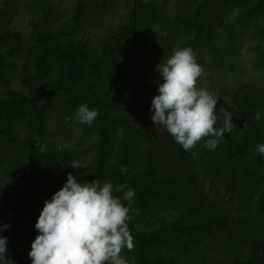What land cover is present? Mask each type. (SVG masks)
<instances>
[{
    "label": "trees",
    "instance_id": "1",
    "mask_svg": "<svg viewBox=\"0 0 264 264\" xmlns=\"http://www.w3.org/2000/svg\"><path fill=\"white\" fill-rule=\"evenodd\" d=\"M185 47L218 97L214 126L233 116L214 151L207 138L185 151L151 119L156 66ZM0 89V224L16 264H31L68 173L135 190L129 264H264V0H0ZM83 103L99 110L91 126L75 118Z\"/></svg>",
    "mask_w": 264,
    "mask_h": 264
},
{
    "label": "clouds",
    "instance_id": "2",
    "mask_svg": "<svg viewBox=\"0 0 264 264\" xmlns=\"http://www.w3.org/2000/svg\"><path fill=\"white\" fill-rule=\"evenodd\" d=\"M156 70L162 82H158L156 95L150 105L151 119L156 126L162 125L185 151L193 149L202 138L205 146L215 150L219 138L232 133L233 116L223 111V124L215 127L218 116V97L205 88L197 87L203 68L198 64L192 48L177 49ZM99 110L80 104L75 112L79 123L91 126ZM262 114L255 113L260 121ZM257 152L264 156V143H258ZM195 155V153H193ZM69 165L80 169L79 161ZM121 170L124 171L123 166ZM122 192V197L114 193ZM135 190L125 184L98 180L80 182L68 173L66 182L44 201L36 220L38 234L28 253L31 264H129L120 255L122 249L134 248V237L128 227L130 207ZM9 223L0 224V264H16L8 257V237L2 233Z\"/></svg>",
    "mask_w": 264,
    "mask_h": 264
},
{
    "label": "rangeland",
    "instance_id": "3",
    "mask_svg": "<svg viewBox=\"0 0 264 264\" xmlns=\"http://www.w3.org/2000/svg\"><path fill=\"white\" fill-rule=\"evenodd\" d=\"M0 91H1V89H0Z\"/></svg>",
    "mask_w": 264,
    "mask_h": 264
}]
</instances>
